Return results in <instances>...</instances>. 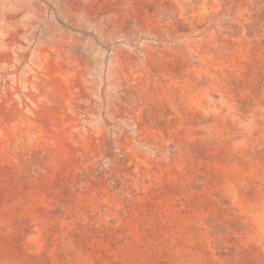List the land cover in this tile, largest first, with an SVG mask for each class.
<instances>
[{
    "label": "rangeland",
    "instance_id": "rangeland-1",
    "mask_svg": "<svg viewBox=\"0 0 264 264\" xmlns=\"http://www.w3.org/2000/svg\"><path fill=\"white\" fill-rule=\"evenodd\" d=\"M0 264H264V0H0Z\"/></svg>",
    "mask_w": 264,
    "mask_h": 264
}]
</instances>
